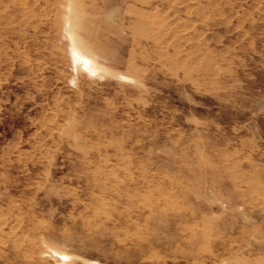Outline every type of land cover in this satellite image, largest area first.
I'll return each instance as SVG.
<instances>
[{"label": "rangeland", "instance_id": "obj_1", "mask_svg": "<svg viewBox=\"0 0 264 264\" xmlns=\"http://www.w3.org/2000/svg\"><path fill=\"white\" fill-rule=\"evenodd\" d=\"M73 2L99 72L0 0V264H264V0Z\"/></svg>", "mask_w": 264, "mask_h": 264}, {"label": "bare ground", "instance_id": "obj_2", "mask_svg": "<svg viewBox=\"0 0 264 264\" xmlns=\"http://www.w3.org/2000/svg\"><path fill=\"white\" fill-rule=\"evenodd\" d=\"M75 7H74V2L73 0H70V4H68V16H67V26H66V31L68 34V37L71 39V44L73 47V56L76 62H81L82 66L84 65L87 70H90V72H99L100 69H102L98 64L92 61L91 55L89 52L84 48L80 40L78 39V36L75 33V29L77 28L75 26ZM75 26V29H74ZM94 58V57H93ZM24 237V236H23ZM22 239V237L20 238ZM26 239V237H24ZM29 241H32L31 239H28ZM44 247L52 252H54L59 261L62 263H66L68 259V255L57 248H55L53 245L47 243L44 241ZM70 259V258H69Z\"/></svg>", "mask_w": 264, "mask_h": 264}]
</instances>
